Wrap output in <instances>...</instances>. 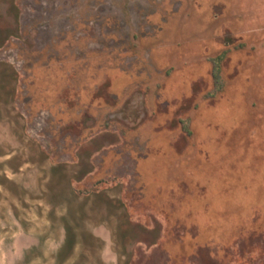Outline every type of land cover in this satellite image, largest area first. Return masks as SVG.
I'll use <instances>...</instances> for the list:
<instances>
[{"label": "rangeland", "instance_id": "1", "mask_svg": "<svg viewBox=\"0 0 264 264\" xmlns=\"http://www.w3.org/2000/svg\"><path fill=\"white\" fill-rule=\"evenodd\" d=\"M0 36V198L105 224L81 264H264V0H0Z\"/></svg>", "mask_w": 264, "mask_h": 264}, {"label": "crops", "instance_id": "2", "mask_svg": "<svg viewBox=\"0 0 264 264\" xmlns=\"http://www.w3.org/2000/svg\"><path fill=\"white\" fill-rule=\"evenodd\" d=\"M55 213L59 214L57 210ZM28 214L29 209L23 203L16 204L13 195L6 200L0 198V264H81L80 258L88 255L84 248H88L90 239L106 241L109 232L103 223L89 226L85 222L86 230L81 232L84 248L77 251L79 242L72 221H46L39 210L36 216ZM34 226L37 232L29 231ZM104 251L95 254L100 263L107 264L108 259L114 263V253Z\"/></svg>", "mask_w": 264, "mask_h": 264}, {"label": "trees", "instance_id": "3", "mask_svg": "<svg viewBox=\"0 0 264 264\" xmlns=\"http://www.w3.org/2000/svg\"><path fill=\"white\" fill-rule=\"evenodd\" d=\"M15 9V8H14ZM16 13V11H15ZM18 17V16H17ZM7 36V37H6ZM8 36H10V33H7L5 35L6 38H8ZM1 37V36H0ZM5 38V39H6ZM4 42V39L2 40L0 38V45ZM226 45H231L233 43V40L231 37H227L226 38ZM242 46V44L237 45V47ZM228 53V49H224L223 51H221V53L213 59V77L215 79V83H218L217 85V89L220 90L222 88V81H221V76L220 73L222 71V64L224 62V59L226 58ZM186 130L189 132V129L187 128V126L185 125ZM67 242H69V240L66 237V244Z\"/></svg>", "mask_w": 264, "mask_h": 264}]
</instances>
